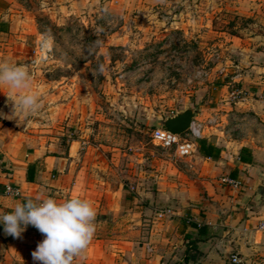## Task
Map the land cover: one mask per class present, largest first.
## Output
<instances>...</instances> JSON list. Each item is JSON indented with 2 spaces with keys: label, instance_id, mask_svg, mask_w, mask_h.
Listing matches in <instances>:
<instances>
[{
  "label": "rangeland",
  "instance_id": "1",
  "mask_svg": "<svg viewBox=\"0 0 264 264\" xmlns=\"http://www.w3.org/2000/svg\"><path fill=\"white\" fill-rule=\"evenodd\" d=\"M18 3L34 28L22 39L19 63L34 72L40 108L19 123L5 95L0 111L53 154L74 145L78 170L110 201L122 186L135 192L138 181L150 180L155 194L164 175L181 181L173 174L189 157L153 144L152 130L239 59L246 41L264 36V0ZM177 209L154 201L142 217L163 220L171 215L159 212Z\"/></svg>",
  "mask_w": 264,
  "mask_h": 264
},
{
  "label": "crops",
  "instance_id": "2",
  "mask_svg": "<svg viewBox=\"0 0 264 264\" xmlns=\"http://www.w3.org/2000/svg\"><path fill=\"white\" fill-rule=\"evenodd\" d=\"M33 29L18 0H0V61L20 65L22 39ZM245 43L239 59L227 61L183 109H194L201 138L188 167L172 173L181 181L164 175L157 194L150 180L138 181L135 192L122 186L110 201L108 191L78 170L74 145L53 154L8 125L0 111V213L25 197L90 201L97 231L77 264H230L233 254L240 264H264V230L258 229L264 222V36ZM7 187L18 195H8ZM154 201L178 211L163 220L143 218L142 208ZM44 238L32 225L15 238L0 223V264H40L32 252Z\"/></svg>",
  "mask_w": 264,
  "mask_h": 264
},
{
  "label": "clouds",
  "instance_id": "3",
  "mask_svg": "<svg viewBox=\"0 0 264 264\" xmlns=\"http://www.w3.org/2000/svg\"><path fill=\"white\" fill-rule=\"evenodd\" d=\"M103 69L101 68V71ZM34 72L8 60L0 61V92L12 105V116L18 122L34 115L40 99L32 90ZM93 204L79 197L58 202L54 198L25 197L11 211L0 213L6 234L19 238L28 225L44 235L32 252L40 264H77L84 258L97 231Z\"/></svg>",
  "mask_w": 264,
  "mask_h": 264
},
{
  "label": "built area",
  "instance_id": "4",
  "mask_svg": "<svg viewBox=\"0 0 264 264\" xmlns=\"http://www.w3.org/2000/svg\"><path fill=\"white\" fill-rule=\"evenodd\" d=\"M174 114H172L173 116ZM202 126L199 123L192 121L188 130L181 135H174L172 133L161 130L159 127L155 128L151 132V141L153 144L163 148L173 150L174 154L180 158H188L192 156L196 151L195 141L201 138ZM223 183H226L234 188L238 186V183L231 179H223ZM6 193L8 195L16 196L18 195V190L7 187ZM165 214L173 215L174 213L170 210H165L164 212H159L158 216L162 217ZM187 223H190L192 219L190 217L185 218ZM259 230H264V222L258 225ZM230 264H240V259L236 254H233L229 258Z\"/></svg>",
  "mask_w": 264,
  "mask_h": 264
},
{
  "label": "water",
  "instance_id": "5",
  "mask_svg": "<svg viewBox=\"0 0 264 264\" xmlns=\"http://www.w3.org/2000/svg\"><path fill=\"white\" fill-rule=\"evenodd\" d=\"M195 116V111L192 107H187L173 116H168L158 122V127L166 132L174 135H181L185 133L190 127ZM264 186V181L262 182Z\"/></svg>",
  "mask_w": 264,
  "mask_h": 264
},
{
  "label": "trees",
  "instance_id": "6",
  "mask_svg": "<svg viewBox=\"0 0 264 264\" xmlns=\"http://www.w3.org/2000/svg\"><path fill=\"white\" fill-rule=\"evenodd\" d=\"M202 150V149H201Z\"/></svg>",
  "mask_w": 264,
  "mask_h": 264
}]
</instances>
